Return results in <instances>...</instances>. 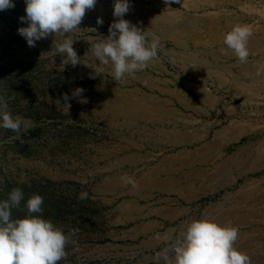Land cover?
<instances>
[{"label":"rangeland","instance_id":"obj_1","mask_svg":"<svg viewBox=\"0 0 264 264\" xmlns=\"http://www.w3.org/2000/svg\"><path fill=\"white\" fill-rule=\"evenodd\" d=\"M113 3L35 47L17 31L24 0L0 11V95L31 121L14 142L0 128V200L21 188L22 218L43 197V217L70 236L59 264H155L202 218L238 227L234 247L264 264V0H131L124 18L162 47L123 81L91 54L118 19ZM236 24L252 26L246 63L224 44ZM68 36L75 67L56 52Z\"/></svg>","mask_w":264,"mask_h":264},{"label":"clouds","instance_id":"obj_2","mask_svg":"<svg viewBox=\"0 0 264 264\" xmlns=\"http://www.w3.org/2000/svg\"><path fill=\"white\" fill-rule=\"evenodd\" d=\"M97 2L24 0L26 15L19 20L27 26L19 27L17 31L30 47H35L37 41L50 35L67 34L77 29L86 11L94 8ZM164 2L167 4L173 0ZM14 7L15 0H0V11ZM130 7L131 0H114L113 16L118 19L110 24L108 35L101 37L92 48L91 54L96 61L111 64L114 81H123L126 76L144 70L158 57V50L162 47L158 36L149 38L144 30L124 18ZM97 24L102 25L103 19L98 17ZM252 34L251 25L236 24L224 36V44L241 63L248 61V42ZM74 41L68 36L56 46V52L66 56L64 65L70 63L73 67L82 62L73 47ZM83 92L82 87H77L72 96H81ZM63 99L69 110V95L65 93ZM30 126V120L11 113L7 100L0 95V128L15 133L10 138L11 142L21 139V133H27ZM125 179L135 186L131 178ZM87 197L86 191L79 194L80 199ZM22 200L24 192L19 187L13 188L6 199L0 200V264H59L67 256L66 245L70 236L43 217L44 200L39 194L27 199L24 217L13 218L12 210L18 208ZM238 236V227L220 225L210 218L196 219L187 224L178 239L155 253L154 262L173 264L174 259V264H251L250 257L234 247ZM155 238L161 239L160 234Z\"/></svg>","mask_w":264,"mask_h":264},{"label":"bare ground","instance_id":"obj_3","mask_svg":"<svg viewBox=\"0 0 264 264\" xmlns=\"http://www.w3.org/2000/svg\"><path fill=\"white\" fill-rule=\"evenodd\" d=\"M249 41H250V42H248V44H249L248 46H250V45L254 46V44H251L252 42H251L250 39H249ZM259 52H260V51H259ZM220 84H221V83H220ZM197 92H198V91H197ZM209 102H210V101H209ZM188 104H189V103H188ZM210 157H211V156H210ZM200 163H201V162H200ZM202 164H203V163H202ZM207 179H208V178H207ZM240 195H241V194H240ZM182 196H183V195H182ZM188 198H189V197H188ZM235 218H236V217H235ZM260 219H261V218H260ZM263 220H264V219H263ZM230 223H231V222H230ZM226 224H227V223H226Z\"/></svg>","mask_w":264,"mask_h":264}]
</instances>
